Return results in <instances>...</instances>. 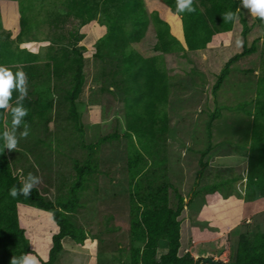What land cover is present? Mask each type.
<instances>
[{"label": "trees", "instance_id": "obj_1", "mask_svg": "<svg viewBox=\"0 0 264 264\" xmlns=\"http://www.w3.org/2000/svg\"><path fill=\"white\" fill-rule=\"evenodd\" d=\"M2 1V0H0ZM18 3L19 31L15 38L12 31L3 26L0 10V65L13 73L21 69L26 74L27 94L20 101L27 114L23 121L28 127H48L55 118L57 105L65 106L68 120L77 135L78 145L85 151L82 159H74L73 173L58 188V194L50 198L46 189L34 186L29 196L9 194L12 186L20 187L22 178L15 173L11 150L0 144V264H10L13 256L33 252L30 239L22 226L19 204H25L49 212L57 226L46 260L40 264H57L64 250L63 240L70 238L84 244L89 232L79 222L78 212L85 206L84 196L97 182L100 161L96 154L105 143L127 142L126 174L130 209L129 264H149L162 241H167V252L152 264H264V225H259L254 235L239 234L231 245L227 261L204 262L187 252L179 255L181 248V221L186 205L194 198L221 193L245 200L264 198V69L257 81L254 109H246L247 102L236 105H216L209 113L208 144L200 151V170L197 182L187 200L181 198L177 209L169 203V191L173 187L169 177L167 106L171 92V76L164 65L163 55L181 53L186 47L175 36L170 24L155 11L149 15L145 0H9ZM176 13V0H163ZM46 3L50 7H44ZM240 0H192L193 11L176 13L183 24L184 39L189 50H203L218 34L230 32L240 14ZM236 13L225 21V11ZM44 13L42 20L37 15ZM98 18L105 25V32L96 40L94 57L109 66L103 67L101 76L109 88L123 96L126 130L103 135L97 141L87 143L78 101L86 82L85 52L81 43V28ZM153 20L156 32L154 50L159 52L144 56L131 45L140 42ZM263 28L264 22L256 17ZM243 49L235 53L223 65L213 84L214 95L221 89L232 65L257 51L256 42L247 45V35L252 30L245 17H241ZM47 28L45 39L50 42L47 57L41 61L37 52L22 47L25 38L36 29ZM59 46V48H56ZM104 90V87H102ZM19 95L12 89L10 105H15ZM242 111L252 117L249 156L245 175L204 181L209 160L205 157L213 149V122L222 110ZM10 109H0V132L9 130ZM23 126V123L18 126ZM17 127V128H18ZM238 181L243 182V193L232 190Z\"/></svg>", "mask_w": 264, "mask_h": 264}, {"label": "rangeland", "instance_id": "obj_2", "mask_svg": "<svg viewBox=\"0 0 264 264\" xmlns=\"http://www.w3.org/2000/svg\"><path fill=\"white\" fill-rule=\"evenodd\" d=\"M145 2L149 15L152 17L157 11L170 24L172 33L186 47L185 55L181 53L163 55L164 65L171 76V92L167 106L168 136L187 141L194 148L205 149L208 144L209 113L216 105H236L246 101V109H254L257 81L264 69L263 28L256 20L257 16L250 14L248 9L241 6L240 14L230 32L218 34L205 49L192 51L187 49L180 16L170 10L163 0ZM50 6L52 5L49 3L44 5L46 8ZM0 10L3 26L11 30L12 37L15 38L19 31L18 3L2 0ZM43 14L37 15V19L42 20ZM241 17H245L252 27L246 38L247 45L250 46L255 41L257 51L232 65L231 73L214 95L212 87L217 74L231 56L243 49ZM105 30L101 18L80 30L84 35L81 43L86 46L87 51L86 82L78 101V110L82 115L87 143L95 142L99 137L115 130L121 134L126 130L123 96L104 83L101 71L103 67L109 65L93 55L96 40ZM46 34L45 26L39 31L34 29L21 45L37 52L42 62L47 57L50 45L45 39ZM155 42V26L151 20L146 36L140 42L132 44L131 48L144 56H151L159 53L153 48ZM251 127V116L242 111L222 110L221 116L213 122L214 151L218 150L219 153L222 149L230 148L232 151L240 152L237 147L246 139L250 140ZM8 129L11 130V127ZM22 130L23 126L16 129L17 146L10 151L15 163V173L21 178L28 172L39 176L40 182L36 186L46 189L50 198H54L58 194L59 186L73 173L74 159H82L85 156V151L78 145L77 135L68 120L65 106L57 105L56 118L48 127H28L26 136L20 135ZM126 144V139L122 137L119 141L103 144L96 154L100 161V169L96 174L97 182L93 183L85 194V206L78 212L79 222L89 232V238L83 245L65 238L64 250L57 264H129L130 209ZM170 144L174 147L173 141H170ZM233 162L212 155L204 181L214 182L223 177L242 175L238 162ZM235 189L243 193V182H236L232 191ZM18 207L21 224L30 239L34 254L39 259L46 260L52 236L58 229L52 215L25 204H19ZM185 229L186 223L184 237ZM256 229L250 234L254 235ZM237 235V231H234L231 236L232 242L236 241ZM223 244L230 247L228 241L224 240ZM216 246L217 244L212 243L199 244L195 251L202 254ZM167 249V241H162L148 263L156 262Z\"/></svg>", "mask_w": 264, "mask_h": 264}, {"label": "crops", "instance_id": "obj_3", "mask_svg": "<svg viewBox=\"0 0 264 264\" xmlns=\"http://www.w3.org/2000/svg\"><path fill=\"white\" fill-rule=\"evenodd\" d=\"M170 141L174 142V147L171 146ZM249 144L250 140L247 141L246 139L242 145H239L237 148L240 152L227 148L217 153L218 150L214 151L213 146L204 161L209 160L212 155L228 162L231 160L237 161L240 165V172L245 175ZM202 150L201 148L192 147L187 141L169 135V176L173 186L169 191L171 208L177 209L180 197L186 201L194 188L200 170V151ZM185 208L179 217L181 221L179 255L190 252L195 259L210 256L216 260L227 261L231 253L233 243L231 236L234 231H237L238 235L246 232L250 233L259 225H264V198L262 197L248 201L244 197L236 195L225 198L221 193L216 192L207 194L205 198L199 196L194 198L192 203L186 205ZM185 223L186 233L184 237ZM224 240L228 241L229 248L223 244ZM205 243L217 244V246L198 254L195 247ZM220 257L222 259H219Z\"/></svg>", "mask_w": 264, "mask_h": 264}, {"label": "clouds", "instance_id": "obj_4", "mask_svg": "<svg viewBox=\"0 0 264 264\" xmlns=\"http://www.w3.org/2000/svg\"><path fill=\"white\" fill-rule=\"evenodd\" d=\"M240 6L248 9L250 14L261 18L262 22H264V0H240ZM239 10L240 7L237 9V11ZM184 11H193L192 0H176V13H181ZM235 15L236 13L231 10L225 11L223 13V19L225 21H229L232 20ZM13 88L17 90L19 95L16 98L17 102L15 105H10V98ZM26 94V74L24 71L17 69L15 73H13L9 67L0 65V109H10L11 115V130L0 132V144H2L3 149L6 148L8 150H13L16 148V129L22 123L23 130L20 132V135L26 136L28 134L27 123L23 121V117H25L28 110L20 102L23 100ZM39 182V176L34 175L32 172H28L22 178L20 187L17 188L16 186H12L9 189V194L13 197H15L17 194L27 197L30 195L33 187ZM10 264H40V259L37 255L33 254V252H24L19 256H13Z\"/></svg>", "mask_w": 264, "mask_h": 264}, {"label": "water", "instance_id": "obj_5", "mask_svg": "<svg viewBox=\"0 0 264 264\" xmlns=\"http://www.w3.org/2000/svg\"><path fill=\"white\" fill-rule=\"evenodd\" d=\"M203 261H204V262H216V260L213 259V258L210 257V256H206V257H204V258H203Z\"/></svg>", "mask_w": 264, "mask_h": 264}]
</instances>
